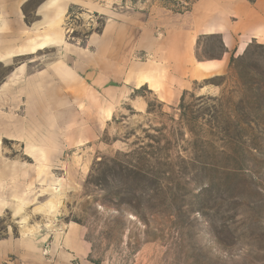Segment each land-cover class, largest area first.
I'll use <instances>...</instances> for the list:
<instances>
[{
  "label": "rangeland",
  "instance_id": "1",
  "mask_svg": "<svg viewBox=\"0 0 264 264\" xmlns=\"http://www.w3.org/2000/svg\"><path fill=\"white\" fill-rule=\"evenodd\" d=\"M96 1L129 28L124 43L110 36L91 48L106 60L111 93L96 89L101 63L81 74L88 96L79 97L78 116L52 130L65 143L63 156L47 177L32 178L25 200L16 199L26 206L20 234L34 237L43 223L80 226L88 256L74 264H264V32L232 33L228 48L220 34L200 35L187 47L176 31L192 29L198 0ZM106 21L71 8L64 56L100 37ZM145 29L154 36L137 45ZM188 51L194 59L178 62ZM60 52H40L30 72ZM213 60L226 63L223 72L195 79L196 61ZM26 61L0 65V82ZM134 67L152 76L154 88H135ZM126 87L131 93L120 102ZM136 98L144 110L133 107ZM18 226L7 216L0 238L19 237Z\"/></svg>",
  "mask_w": 264,
  "mask_h": 264
},
{
  "label": "crops",
  "instance_id": "2",
  "mask_svg": "<svg viewBox=\"0 0 264 264\" xmlns=\"http://www.w3.org/2000/svg\"><path fill=\"white\" fill-rule=\"evenodd\" d=\"M73 7L99 14L107 21L100 37L90 35L86 48L75 47V52H71L73 57L66 58L63 26ZM110 9L109 4L96 0H0V65L28 58L0 82V222L10 216L19 224V237L11 238L8 233L6 238H0V264H74L75 260L83 262L88 256L85 243L81 241L84 230L76 224L51 229L49 223H43L34 237L22 236L19 231L25 225L22 211L26 206L16 199L25 200L32 178L47 177L52 162L63 156L65 143L58 142L59 134L52 130L70 127L78 116L79 97L88 96L84 87L80 88V79L84 80L81 74L101 63L102 84L97 83L96 89L103 88L102 95L111 93L103 83L111 79L106 60H96V51L91 50L101 38L117 37L119 45L126 39L129 28L112 21L114 12ZM191 15L194 17L192 29L181 26L176 31L178 41L187 43V47L195 45L200 35L220 34L228 48L233 41L232 33L264 32V0H252V3L248 0H198L192 5ZM194 32H197L195 37ZM153 36L152 29L140 30L136 43L139 45ZM48 49H61L60 57L30 72V64L35 62L36 56ZM191 59L194 55L188 51L178 62L189 63ZM225 66L220 60L196 61L191 71L195 79L204 80L209 75L222 73ZM130 75L136 89L144 85L154 88L150 74L134 67ZM128 91L131 93L126 87L122 99L119 96L117 99L125 101ZM133 103L135 108L136 105L142 110L146 108L137 98ZM86 105L91 106L88 102ZM91 107L94 112V106ZM69 135L71 139L77 137L72 131ZM6 144L19 146L20 154L7 151Z\"/></svg>",
  "mask_w": 264,
  "mask_h": 264
},
{
  "label": "bare ground",
  "instance_id": "3",
  "mask_svg": "<svg viewBox=\"0 0 264 264\" xmlns=\"http://www.w3.org/2000/svg\"><path fill=\"white\" fill-rule=\"evenodd\" d=\"M52 189H53V190H56V191H57V190H59V188H58V187H56V188H52ZM18 214H19V213H18Z\"/></svg>",
  "mask_w": 264,
  "mask_h": 264
},
{
  "label": "trees",
  "instance_id": "4",
  "mask_svg": "<svg viewBox=\"0 0 264 264\" xmlns=\"http://www.w3.org/2000/svg\"><path fill=\"white\" fill-rule=\"evenodd\" d=\"M235 62V60L234 59H232V64Z\"/></svg>",
  "mask_w": 264,
  "mask_h": 264
}]
</instances>
